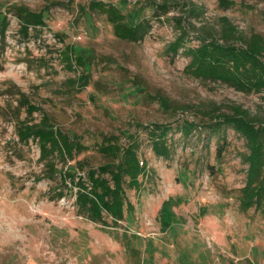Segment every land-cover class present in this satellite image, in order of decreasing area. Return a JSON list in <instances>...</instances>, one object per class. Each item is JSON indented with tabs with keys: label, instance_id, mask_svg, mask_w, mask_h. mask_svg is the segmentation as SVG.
<instances>
[{
	"label": "rangeland",
	"instance_id": "obj_1",
	"mask_svg": "<svg viewBox=\"0 0 264 264\" xmlns=\"http://www.w3.org/2000/svg\"><path fill=\"white\" fill-rule=\"evenodd\" d=\"M92 1L137 10L148 33L134 44L116 39L104 16L88 9ZM229 1L235 6L222 10L217 0H0L1 14L18 5L46 11V27L28 38L8 15L0 38V264H264V215L239 209L246 147L229 128L186 138L170 133L169 159L155 157L146 134L136 133L149 173L139 191L126 192L133 212L117 226L105 214L103 223L91 221L75 204L77 188L67 176L86 180L87 168L107 162L95 150L103 135L134 133L136 124L198 122L196 106L225 113L239 108L264 122L262 94L194 79L184 72L188 58L166 52L178 35V18L190 31L188 46L198 45L192 27L222 16L244 34L264 38V0ZM163 3L165 14L157 8ZM192 6L198 19L188 13ZM66 46L85 60L89 85L83 90L72 88L82 71L67 69ZM156 98L179 110L165 112ZM24 101L39 111L27 115ZM43 117L87 147L72 159L51 157L53 178L38 144L17 134ZM166 201L169 227L163 229L159 210Z\"/></svg>",
	"mask_w": 264,
	"mask_h": 264
},
{
	"label": "trees",
	"instance_id": "obj_2",
	"mask_svg": "<svg viewBox=\"0 0 264 264\" xmlns=\"http://www.w3.org/2000/svg\"><path fill=\"white\" fill-rule=\"evenodd\" d=\"M167 3L159 8L167 13ZM218 7L228 10L235 6L233 1L217 0ZM91 12L104 16L111 26L116 39L127 43H138L148 33V21L139 19V12L124 13V8L102 1H92L88 5ZM84 13V9H80ZM46 11H31L18 5L7 13H0V38L4 39L9 26L8 15H12L19 26V34L28 38L30 31L46 27ZM188 13L194 19L201 16L198 7L192 6ZM178 35L166 49L172 56L182 54L189 59L184 72L194 79L220 83L235 91L250 95L262 94L264 100V38L258 33L248 35L241 32L225 16L217 18L213 25L192 27L196 32V46H188L189 30L184 27L183 19L175 20ZM62 60L69 71L81 69L82 74L72 81V88L83 90L89 85L88 73L84 72L85 60L76 56L72 46H66L61 52ZM165 112L179 110L167 100L155 99ZM27 115L39 110L24 101ZM200 115L198 122L187 120L175 121V124L153 123L147 126L136 124L134 133L118 135H103L95 145L96 152L107 162L97 168H87L85 178L68 174L69 180L77 188L75 204L84 211L93 222L103 223L105 214L117 226L124 220V215L131 214L133 207L127 200V191H139L149 173L147 163L139 157L140 140L136 133L144 132L150 150L157 158L169 159L171 147L168 145V135L178 132L186 138L194 131L208 129L217 134L223 128L231 129L245 142L246 153L242 155L245 171L244 185L238 191L239 209L247 212L251 209L264 215V122L252 117L245 110L232 109L230 113L222 112L217 106L205 108L203 105L194 107ZM17 134L19 140L35 141L38 144L41 159L45 162L46 172L51 178L55 173L52 158L62 160L72 159L74 154L87 150L75 136H67L54 128L47 118L34 125L23 124ZM221 138V137H220ZM222 149L218 147V156ZM52 157V158H51ZM80 171L86 168L78 162ZM71 176V177H70ZM86 181V182H85ZM59 197L62 194L58 195ZM169 201L163 202L159 210L163 229L169 227L167 209Z\"/></svg>",
	"mask_w": 264,
	"mask_h": 264
}]
</instances>
